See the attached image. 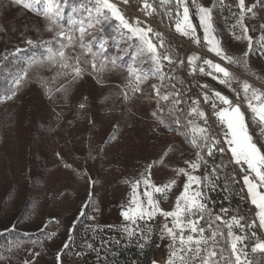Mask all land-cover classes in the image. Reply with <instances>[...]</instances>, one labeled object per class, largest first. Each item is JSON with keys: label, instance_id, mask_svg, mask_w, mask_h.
Here are the masks:
<instances>
[{"label": "rangeland", "instance_id": "obj_1", "mask_svg": "<svg viewBox=\"0 0 264 264\" xmlns=\"http://www.w3.org/2000/svg\"><path fill=\"white\" fill-rule=\"evenodd\" d=\"M197 3L206 7L217 4L213 16L218 37L229 54L241 57L247 50V41L235 39L231 27L235 22L233 13L238 12L237 0H223V5L220 0ZM253 3L255 0H246V5ZM189 7L200 38V43L193 41L210 54L196 6L190 2ZM144 21L157 31L150 21ZM44 23L9 0H0V58L27 51L25 57L15 59L17 62L0 72V264H24L28 260L32 264H152L153 260L166 264L169 241L160 238L165 218L158 215L148 225H142L152 229L150 240L145 242L139 236L128 238L123 233L125 221L120 212L129 201L131 183L149 170L157 186L176 181L166 199L156 194L160 207L172 210L186 180L177 170L187 167L185 161L196 158V149L188 144L182 126L174 122L177 114L170 111L171 100L156 104L152 89L153 84H160L156 78L150 77L141 85L143 92L129 93L128 99L121 94L126 84L123 69L104 71L99 80L87 74L66 94L57 92L65 79L53 80V67L29 68L31 60L43 57H34L31 48L37 41L44 55L46 46H56ZM245 23L254 40L258 39L264 31L260 28L264 24V7H258L256 15H249ZM29 39L33 41L31 45L27 43ZM16 48L21 51L15 52ZM193 54L228 68L236 77L233 88L247 81L264 91V57L256 51L249 57L248 69L196 51ZM121 55L124 64L130 62L131 55ZM25 69L29 71L27 82L16 97L4 101L13 89V81ZM202 78L203 85H208L203 91L209 95L219 91L237 100L226 85L204 73ZM44 82H48L47 88ZM168 90L161 88V93ZM243 99L241 94L239 100ZM81 103L84 109L79 108ZM245 109L242 104L241 110ZM245 114L258 147L264 145L260 129L250 122L251 114ZM195 174L212 178L204 165ZM209 185L206 182L203 189L208 200ZM234 231L239 233V229ZM140 243L145 244L142 249ZM88 244L93 247L88 248ZM255 254L249 247V259L253 260Z\"/></svg>", "mask_w": 264, "mask_h": 264}, {"label": "snow or ice", "instance_id": "obj_2", "mask_svg": "<svg viewBox=\"0 0 264 264\" xmlns=\"http://www.w3.org/2000/svg\"><path fill=\"white\" fill-rule=\"evenodd\" d=\"M190 2L196 6L203 40L215 56L245 69L249 68V57L253 51L264 57V31L254 40L249 25L245 23L249 15H256L258 7H264V0H255L251 5H246V0H237L238 12L233 13L235 22L231 27L235 39L247 41V50L241 57L229 54L216 34L213 16L216 3L206 7L198 4L197 0H140V11L145 17L160 15L162 22L166 17L176 33L200 43L196 26L191 20ZM9 3L41 18L45 22L44 27L53 34L56 46H46V55L31 60L29 68L45 65L53 67L56 71L53 80L57 77L65 79V83L56 89L57 92L66 94L73 84L87 74L99 80L104 71L123 69L126 72V84L121 94L128 99L129 93L143 92L141 85L146 80L156 78L160 81L159 85H152L156 104L159 106L161 101L171 100L170 111L177 113L174 122L182 126L188 144L196 149V158L185 161L187 167L177 170V174H183L186 180L172 210L162 209L156 194L166 199L167 193L176 184L175 180L157 186L150 179L149 170L131 183L129 201L120 212L125 221L123 233L128 238L139 236L147 242L152 229L144 226L159 215L166 221L160 228V238L169 241L166 264H254L249 259V247L252 253L264 254V239L257 235V231H250L258 228L264 232V145L258 147L249 131L245 112L251 114V124L260 129V136H264V91L247 81L242 82L238 89L233 88L236 77L221 63L195 54L187 57L191 73L198 70L212 77L232 89L237 97L234 101L219 91H213L211 95L207 91L203 92L204 102L210 103L212 115L223 129L222 140L217 139L209 125L208 114L200 107L199 99H191L190 106L186 110L183 108L187 101L184 100L183 90L173 82L175 76L171 70L177 64L183 67L185 61L174 56V49L165 41L163 33L154 30L139 17L130 19L125 15L119 3L128 6L129 0H119V3L114 0H9ZM220 3L223 5V0ZM260 28L264 30V24ZM237 30L239 35L236 34ZM122 42L128 47L122 49ZM27 43L31 45L33 41L29 39ZM110 48L116 49L115 54L110 53ZM129 49L132 50L131 60L124 64L121 53L127 54ZM20 51V48L15 49L17 53ZM28 78L29 71L25 69L13 81V89L5 95L4 101L16 97ZM44 83L47 88L48 82ZM201 87L207 89L208 85ZM161 88L170 90L162 94ZM241 94L243 101L239 100ZM242 104L246 105L245 111L241 110ZM79 108L84 109L85 104L81 103ZM225 152L230 153L231 162L245 173L242 179L246 195L255 208V218L251 222L243 216L225 219L228 212L226 208H221L220 214L213 215L203 191L206 182H212L211 175L202 178L195 174L202 165H207L206 157ZM217 171L213 165L212 174ZM234 229H239V233ZM144 246V243L139 244L141 249ZM87 247L93 246L88 244ZM34 255L38 256L39 253ZM24 264H32V261H25ZM152 264L157 262L153 260Z\"/></svg>", "mask_w": 264, "mask_h": 264}, {"label": "built area", "instance_id": "obj_3", "mask_svg": "<svg viewBox=\"0 0 264 264\" xmlns=\"http://www.w3.org/2000/svg\"><path fill=\"white\" fill-rule=\"evenodd\" d=\"M119 6L130 19L135 17H139L141 20L147 19L157 28V31H165L174 38L178 57L185 61L184 66H180L179 70L175 68L171 70V73L175 76L174 83L177 84V88L183 90L184 100L187 101L183 105V108L186 110L190 106L191 99H199L200 107L208 114V122L212 132L216 135L217 139L222 140L223 129L216 123L215 117L212 115L210 103H205L203 100L204 91L201 87L203 85L202 73L198 70L195 73H191L187 64V57L191 56L192 51L211 56L212 58L214 57L201 46L196 45L193 39L184 37L172 31L173 28H165L158 22L145 17L140 11V1L129 0L128 6L122 3H119ZM221 146L224 145L222 144ZM206 159L208 161L207 165L204 166L206 173L212 174L213 165L218 169L217 172L212 174V182L209 185L211 196L208 203L213 215L220 214V209L226 208L228 212L225 214V219H230L232 216H243L247 221L251 222L255 218V208L250 204L246 195V188L242 179L245 173L231 162L230 153L228 152L216 153L213 157H206ZM254 231H257V235L261 239H264V233L258 228H255Z\"/></svg>", "mask_w": 264, "mask_h": 264}, {"label": "trees", "instance_id": "obj_4", "mask_svg": "<svg viewBox=\"0 0 264 264\" xmlns=\"http://www.w3.org/2000/svg\"><path fill=\"white\" fill-rule=\"evenodd\" d=\"M153 19L155 21H157L159 24H161L162 26L166 27V28H168V27L173 28L172 26H170V22H169V20L166 17L163 19V22L161 20V16L160 15H156L155 17H153ZM194 21L197 23V20L195 18H194ZM109 31H110V29H109ZM158 31L163 33L165 41L172 47V49H174V56H178V52H177V49L175 47L174 38L169 33L165 32V31H162V30H158ZM48 42L44 41V43H48ZM40 44H41V42L37 41V43L35 45H33V48H31L33 51H35V56L34 57L41 58L42 56H44V52L45 51H43V49H40L41 48ZM121 44H123V42ZM115 51H116V49L110 48V53H113V52L115 53ZM131 51L132 50L129 49V52L127 54L131 55ZM26 54H27V51L25 50L24 54L21 53L18 56H15V57H13L11 55L10 58L8 57L7 59H5V58H3L1 56L0 59H1V61H3V63L0 64V72L3 71L4 68H6V69L9 68L11 66V64H13V62L16 61L15 59L19 60V59L25 57ZM179 68H180V65L177 64L175 66V69L179 70ZM133 251H134V249H133ZM253 261H254V264H264V254H260V253L255 254L254 257H253Z\"/></svg>", "mask_w": 264, "mask_h": 264}, {"label": "crops", "instance_id": "obj_5", "mask_svg": "<svg viewBox=\"0 0 264 264\" xmlns=\"http://www.w3.org/2000/svg\"><path fill=\"white\" fill-rule=\"evenodd\" d=\"M217 36H218V33L216 32ZM219 38V37H218ZM207 46V45H206ZM223 46V45H222ZM208 49V47H206ZM209 51V50H208ZM210 52V51H209ZM210 54L214 57V59H218L219 61L221 60L219 57L215 56V54L211 53Z\"/></svg>", "mask_w": 264, "mask_h": 264}]
</instances>
